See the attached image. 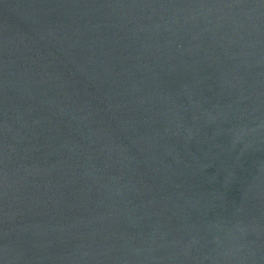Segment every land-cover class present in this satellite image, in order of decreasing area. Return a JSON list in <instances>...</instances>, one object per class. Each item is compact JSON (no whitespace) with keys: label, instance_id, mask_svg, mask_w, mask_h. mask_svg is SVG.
I'll use <instances>...</instances> for the list:
<instances>
[{"label":"water","instance_id":"95a60500","mask_svg":"<svg viewBox=\"0 0 264 264\" xmlns=\"http://www.w3.org/2000/svg\"><path fill=\"white\" fill-rule=\"evenodd\" d=\"M0 264H264V0H0Z\"/></svg>","mask_w":264,"mask_h":264}]
</instances>
